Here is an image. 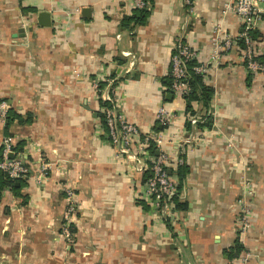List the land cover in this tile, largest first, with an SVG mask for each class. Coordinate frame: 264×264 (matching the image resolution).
<instances>
[{
	"label": "crops",
	"instance_id": "0c3cea01",
	"mask_svg": "<svg viewBox=\"0 0 264 264\" xmlns=\"http://www.w3.org/2000/svg\"><path fill=\"white\" fill-rule=\"evenodd\" d=\"M227 2L192 0L189 7L152 0L144 23L124 28L131 0H0V100L31 117L30 124L12 121V148L22 152L10 156L19 153L48 170L43 183L22 187L28 203L20 211L5 214L0 202V264H240L246 253L247 264H264V75L252 74L247 83L251 73L235 47L209 59L213 30L235 39L243 30L233 13H224ZM261 9L257 55H264V4ZM41 12L50 15L49 27L38 25ZM180 36L207 63L205 83L214 91L207 107L193 104V115L167 85ZM105 103L140 139L161 137L160 152L177 183L176 163L183 162L188 172L178 200L185 210L173 208L163 219L148 201L133 203L135 177L103 136ZM161 107L168 125L157 122ZM208 113L209 126L191 128L189 117ZM3 135L0 128V147ZM244 178L254 187L253 218L244 252L229 261L239 240ZM65 185L79 205L70 255L55 237Z\"/></svg>",
	"mask_w": 264,
	"mask_h": 264
},
{
	"label": "built area",
	"instance_id": "2783aa9c",
	"mask_svg": "<svg viewBox=\"0 0 264 264\" xmlns=\"http://www.w3.org/2000/svg\"><path fill=\"white\" fill-rule=\"evenodd\" d=\"M134 9H147L151 11V7L146 0H131ZM185 6H189L192 0H183ZM264 0H230L224 4V13H233L240 21L243 30L239 38L244 41L245 48L240 52L241 58L246 62V69L255 74L261 73L264 75V64L257 62L255 57L254 42L249 36V32L254 30L256 25L262 19L263 9L261 5ZM211 53L209 59L217 61L223 52L230 51L231 48L237 47L236 39L222 33L220 29L213 30V36L210 39ZM197 59L196 50H194L180 36L172 46L170 57V79L171 84L169 91L178 97L187 95L190 92L191 74L188 64ZM196 74H204L208 72L207 63H199L198 66L192 68ZM95 88H97L95 86ZM107 102L111 99L107 97ZM8 105L0 101V121L5 122L8 113ZM107 128V134L113 144L119 143L124 149L132 146L134 142L137 144L138 153L145 155V159L140 163L139 171L144 174L149 172V177L144 182L143 199L148 201L150 206L166 219L174 208V199H179L180 191L177 189L178 183L173 181L167 172L168 157L160 152V147L163 145L161 137L151 135L140 139L137 129L131 123L123 119L117 114L113 108H105L102 112ZM210 115L208 113L207 117ZM157 122L164 126L169 124V115L167 111L161 107L157 112ZM203 119L189 117L191 128L203 123ZM12 141L8 138L4 141L2 147V155L0 160V169L5 172L9 179L18 180L26 177L27 168L25 167V159L22 157L14 158L12 151ZM154 143L157 149V155L151 156L148 151L150 143ZM134 157V156H132ZM136 157V155H135ZM181 166L183 162L179 160L176 163ZM254 195L253 183L249 180H243L242 191L237 200L238 206V237L240 243L243 242V237L248 233L251 221L253 218V209L251 200ZM249 255L246 253L240 258V264H247Z\"/></svg>",
	"mask_w": 264,
	"mask_h": 264
},
{
	"label": "rangeland",
	"instance_id": "374dc122",
	"mask_svg": "<svg viewBox=\"0 0 264 264\" xmlns=\"http://www.w3.org/2000/svg\"><path fill=\"white\" fill-rule=\"evenodd\" d=\"M28 22H29L28 19H24L23 22L21 23L22 25L23 24L25 25L24 27H28L29 25ZM2 101L5 102V104H7L9 107L8 109H10L9 104L4 100ZM8 115H9V110L7 113V117L5 118V122L0 121V128L2 131L4 130V127L7 124ZM11 126H12V122L9 124L7 135L4 134L3 135L4 137H2L1 139L2 147L4 145V141L7 140L8 138L12 139L10 143L12 144L14 143L12 135L9 132ZM137 133L139 134L138 130ZM103 136L106 139H109L108 134L105 132V130L103 131ZM108 141L111 145V149L113 150V156L119 161H122V163H125L127 165L126 169L128 170L130 177L131 176L135 177V179H133L131 183V188H130L132 190L131 200L135 204H141L142 201H144L143 199L144 182L141 181L142 179L141 176L143 174L139 171V167H140V163L144 161L146 156L138 153V147L135 142L132 146H128V149L126 148L123 149L119 143L113 144L110 140ZM12 151L14 152L13 148ZM13 157L20 158L22 156L19 153H16ZM25 167L27 168V173H26V177L23 178V180L26 181V185L31 184V182L34 180L33 182H35L34 183L35 186H38L40 183H43L46 180L47 171H48L46 166L41 165L40 163L38 164V166H35L33 162L28 159L27 161L25 160ZM136 177L138 180L136 179ZM242 180H247V179L244 178ZM62 194H63V208L61 212V217L58 222V230L55 233V237H57V239L61 242L67 254L70 255L73 254L76 245L75 226L77 224V220L79 217V205L75 190H73L70 185H65V187L62 189ZM0 202H2L3 204H5V206H7L5 208V214L11 215L12 214L11 212H16L17 210L20 211V207L25 206L28 203V199H27V195L20 194L17 196L11 190H6L1 192Z\"/></svg>",
	"mask_w": 264,
	"mask_h": 264
},
{
	"label": "trees",
	"instance_id": "16d2710c",
	"mask_svg": "<svg viewBox=\"0 0 264 264\" xmlns=\"http://www.w3.org/2000/svg\"><path fill=\"white\" fill-rule=\"evenodd\" d=\"M146 1L149 2L150 7H151L152 0H146ZM27 10H31V9H23V11H27ZM150 12L151 11H149L145 8L144 9H134L132 16L124 17L122 19L121 26L124 28H128L130 25H133V26L142 25L145 22V20L147 19V17L149 16ZM248 34H249L251 40L254 42V47H255V44L260 42L261 34L255 30L250 31ZM236 45H237L236 48L239 49L240 52L245 48L244 41L241 38L236 39ZM254 59L257 62L264 64V55L255 54ZM243 64L246 65V62L243 61ZM198 65H199V62L197 61V59L193 60L192 62H190L188 64L189 69H190V74H191L190 92L187 95H184L181 97V99L185 103V112L189 115L190 114L193 115L195 113V111L193 109L194 103H198V104H201L203 107H207V105L209 104V102L213 96V93H214L213 88L205 83V75L204 74H196L192 71V68L195 66H198ZM249 73H251V72H249ZM252 74L253 73H251L249 75V77L247 78V83H250ZM170 84H171V79L169 77L168 84H167L168 90H169ZM169 93L173 96V94L170 91H169ZM0 101H2V100H0ZM103 105H108L106 107L110 108L108 103H105ZM99 117L103 123V128H104L105 132L107 133V128H106L105 121H104V115L103 114L99 115ZM13 120H16L18 124H30L31 123L30 115L26 116V118H23L20 115L13 113L9 109L7 124L3 130L5 135H7V130H8L9 124ZM203 120H204V122L201 124L202 125L205 124V125L209 126V124H210L209 116L204 117ZM155 130H157V127H155ZM108 140H110V139H108ZM14 151L22 152V149H21V147L18 146L17 148L14 149ZM148 151H149V154L151 156H156L157 149H156L154 143H152V142L150 143V146L148 147ZM1 155H2V147H0V160H1ZM187 172H188V169L186 167H184V165L178 166L176 168L175 173H176V176L178 178L177 189L179 191L182 188L183 180H184ZM169 176H171V175H169ZM148 177H149V172H145L141 176V178H142L141 181L145 182ZM24 186H26V181H24L23 179L22 180L21 179L11 180V179H9L8 175L0 169V194L3 191L11 190L13 193H15L18 196V195H20V191H21L22 187H24ZM173 203H174V208H176L177 210H185L186 209V205L180 203L178 199H174ZM243 252H244V248H243L242 243H240L239 240H236L234 246L227 253L229 261H232L234 259L239 258Z\"/></svg>",
	"mask_w": 264,
	"mask_h": 264
},
{
	"label": "water",
	"instance_id": "95a60500",
	"mask_svg": "<svg viewBox=\"0 0 264 264\" xmlns=\"http://www.w3.org/2000/svg\"><path fill=\"white\" fill-rule=\"evenodd\" d=\"M88 9H84L83 12H82V15L83 16H86L88 14ZM37 22H38V25L41 26V27H49L51 25L50 23V15L46 12H41L38 14V17H37ZM22 30L19 31V33H21ZM168 174H170V171H167Z\"/></svg>",
	"mask_w": 264,
	"mask_h": 264
}]
</instances>
